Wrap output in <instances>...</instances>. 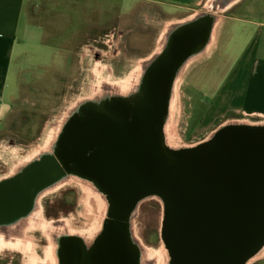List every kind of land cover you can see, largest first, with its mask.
Listing matches in <instances>:
<instances>
[{
	"label": "rangeland",
	"instance_id": "obj_1",
	"mask_svg": "<svg viewBox=\"0 0 264 264\" xmlns=\"http://www.w3.org/2000/svg\"><path fill=\"white\" fill-rule=\"evenodd\" d=\"M209 1L182 13L174 8L159 10L156 12L159 14L158 20H153L152 14L146 19L129 20L140 12L141 5L134 0H93L91 15L94 17L117 16V9L112 5L119 2L123 4L125 14L118 16L124 20H92L91 25L77 24L70 34L62 35L63 47L76 45L79 55L72 59L74 66H69V72L60 73V80L52 85L36 83L31 90L33 96L27 102L13 105L14 113L8 115L4 128L0 119V132L3 128L0 133V176L17 177L35 165L47 164L50 166L48 171L52 169L53 172L48 173L44 180V184H47L41 193L48 194L42 199L60 198L62 205L55 216H46L41 206L39 216L37 206H30L20 221L2 227L0 234L14 250L0 252V264L84 263L91 244L101 236L108 223L111 207L110 201L97 186L77 172L76 158L69 145L71 133L84 120L97 117L96 110L102 97H94L93 94H96L99 86L106 80L130 82L132 73L140 69V63L155 51L170 24L184 25V21L194 20L195 17L199 20L221 17L223 25L228 17L244 16L245 0H240L224 12L220 10L230 0H213L211 7L207 6ZM96 2L108 4V14L97 8ZM131 28L135 32H128ZM104 33L114 35L113 41L109 42L111 52L106 54L107 57L98 56L97 47L91 42ZM210 34L209 25L203 46L189 57L202 52ZM236 42H227L228 49L233 50L235 46L232 45ZM49 43L54 45L56 42L50 40ZM57 56V60L63 64L64 58L60 54ZM208 57L195 61L182 76L177 88L176 101L167 123L177 151L192 149L235 126L264 125L263 120L244 115L211 116V101L206 96L207 92L202 91L203 83L199 78L202 70L198 68ZM103 58L109 62L101 61ZM117 65L118 70L123 71L121 76L116 75ZM144 81L146 83V77ZM135 82L138 83L137 76ZM107 100L111 106L121 105L120 99L108 96ZM97 195L104 199H99ZM167 217L165 201L151 199L139 206L130 221L135 248L134 264H174L165 239ZM253 264H264V256Z\"/></svg>",
	"mask_w": 264,
	"mask_h": 264
},
{
	"label": "water",
	"instance_id": "obj_2",
	"mask_svg": "<svg viewBox=\"0 0 264 264\" xmlns=\"http://www.w3.org/2000/svg\"><path fill=\"white\" fill-rule=\"evenodd\" d=\"M159 96L140 114L138 190L135 199L122 202L123 209L162 192L168 202L165 239L174 264H243L264 239V133L232 131L216 142L172 153L161 132L166 87Z\"/></svg>",
	"mask_w": 264,
	"mask_h": 264
},
{
	"label": "crops",
	"instance_id": "obj_3",
	"mask_svg": "<svg viewBox=\"0 0 264 264\" xmlns=\"http://www.w3.org/2000/svg\"><path fill=\"white\" fill-rule=\"evenodd\" d=\"M134 2L141 7L133 20L146 19L150 14L153 20H158L156 12L159 10L174 8L182 13L207 0ZM93 4V0H0V119L3 128L8 115L14 113L13 105L27 102L33 96L31 90L36 83L52 85L60 80V73L69 72V66H74L76 45L63 47V34H70L77 24L119 20L118 15L125 14L123 4L116 2L112 8L117 9V16L94 17L91 15ZM95 5L108 14V4L96 2ZM235 38L238 43L242 42L238 44ZM50 40L56 43L50 45ZM216 40L211 54L198 67L202 70L199 77L202 91L207 92L211 101V116L236 114L264 121V0H245L244 16L228 17ZM230 40L238 44L232 45L237 46L233 50L228 49ZM58 54L64 58L63 64L57 60Z\"/></svg>",
	"mask_w": 264,
	"mask_h": 264
},
{
	"label": "flooded vegetation",
	"instance_id": "obj_4",
	"mask_svg": "<svg viewBox=\"0 0 264 264\" xmlns=\"http://www.w3.org/2000/svg\"><path fill=\"white\" fill-rule=\"evenodd\" d=\"M207 6L209 7V4ZM194 21H184V25L180 26L170 24L159 39L155 51L140 63L141 70L146 66L144 64L146 61L151 67L146 77V83L152 86V93L148 98L149 105L160 97V93L169 82L173 81L178 88L182 76L190 66L195 61L206 58V53L202 52L189 57L203 46L205 32L209 26L207 18ZM128 32H135L134 28ZM113 39V34L104 33L98 39L90 40L97 47L98 56H106L111 52V46L110 48L108 46ZM77 52L74 51L75 56L79 55ZM101 61L109 62L107 58ZM118 69L119 67L116 68V75L121 76L123 71ZM121 81L123 80L114 83ZM111 82L113 81L106 80L103 83ZM118 107L121 105L113 106L106 120L98 121L97 117L84 120V123L76 125L70 136L69 145L76 158L77 172L97 186L110 201L111 207L108 223L101 236L91 244L83 264H134L135 248L130 234V223L127 222L128 211L125 212L122 202L135 199L138 190L135 186L134 170L138 165L135 160L136 153L141 148L135 143L138 141L139 132L136 127L141 116L140 114L136 116L133 126H123L125 113L120 112ZM131 137L133 145L129 144ZM125 141L127 144H124ZM49 168L47 164H38L17 177L0 176V230L13 224V219L25 216L30 206H36V197L47 184H44V180L48 173L53 172L52 169L49 172ZM61 201L60 198L47 201L42 199L40 206L44 208L46 216H55L62 205ZM2 239L4 240V237L0 234V249L8 247L9 244Z\"/></svg>",
	"mask_w": 264,
	"mask_h": 264
},
{
	"label": "bare ground",
	"instance_id": "obj_5",
	"mask_svg": "<svg viewBox=\"0 0 264 264\" xmlns=\"http://www.w3.org/2000/svg\"><path fill=\"white\" fill-rule=\"evenodd\" d=\"M239 1L240 0H230L228 2V4L220 10V12L228 11L234 5L238 4ZM212 4H213V0H210L209 7H211ZM194 20H195L194 22H196L199 19L195 17ZM200 20H202V19H200ZM208 22H209V25L211 28L210 39H209L206 47L202 50V54L206 53L205 54L206 57H208L211 54V52H212V50L216 44L217 34H218V31L222 25V18L216 17L213 20L212 19L208 20ZM144 64H146V66L143 67L142 70L140 69L139 71H136V73H133L131 75V78H130L131 81L130 82L121 81L118 83H114V82L106 83V84L102 83V85L99 86L98 90L96 91V94L95 93L93 94L94 97L97 95L102 97V99H101L102 101L96 110V115H97L98 121L106 120V118L109 116L108 114L110 113V111H112L113 106H111V104H109V102L107 100V97L109 96L112 99H120L121 100L119 103L121 104L122 107H119V110H120V112L125 113L124 120H123L124 122L122 123V125L123 126H133L134 122L136 121V116L138 114H141V112L144 110V108H146L148 106V102H149L148 98L152 93V86L148 83H145V81H144L145 77H147L146 76L147 69L150 66H149V63L147 61ZM147 75H148V73H147ZM135 76H137L138 83L137 82L134 83ZM117 81H119V80H117ZM103 88H108V89H110V91L107 92ZM176 93H177V88H176L175 83H173V81L169 82L167 87H166L165 108H164V116H163L162 125H161V132H162L165 147L172 153H175V154L183 153V152L191 151V150L198 148L202 145L216 142V141L224 138L226 135H228L232 131L248 130V131H256V132L264 133V125H261V126L243 125V127L242 126H239V127L235 126L234 128L228 129L224 132L223 131L219 132L217 134V136H215L214 138H212V139L208 140L207 142H204V143H202V144H200V145H198L192 149H189V150H186L183 152L177 151L174 144L172 143L171 136H170V133L168 131L169 130L168 125H167V123L169 122V117H170L171 112H172V107L176 101ZM92 99H93V97H92ZM47 194L48 193H43V194L40 193L36 197L35 205L38 208L37 209V215H39V216L42 213V211L39 208L40 207V201ZM97 197L101 200L104 199L100 195H97ZM151 199H158L162 202L165 201L166 204L168 203L165 194L162 192H155V193L148 194V195L144 196L143 198L139 199L136 203H134L131 206V208H129L127 222L130 223V221L133 218V215L136 214L139 206L142 203L146 202L147 200H151ZM61 203H62V201H61ZM167 207H168V204H167ZM20 220H21V217L15 218L12 220V223L13 222L16 223ZM143 239H145V238H143ZM3 241H5V240H3ZM7 243H9L8 247L1 248L0 252H3L4 250H14V247L10 244V242H7ZM263 256H264V239L261 240L260 243L254 248L252 253L246 258V260L244 261L243 264H253L255 261L259 260Z\"/></svg>",
	"mask_w": 264,
	"mask_h": 264
},
{
	"label": "trees",
	"instance_id": "obj_6",
	"mask_svg": "<svg viewBox=\"0 0 264 264\" xmlns=\"http://www.w3.org/2000/svg\"><path fill=\"white\" fill-rule=\"evenodd\" d=\"M210 2V1H209ZM209 2L207 3V5L209 4ZM174 211H175V208H174ZM174 213L175 212H173V208H172V212H171V215H170V223L168 222V229H169V226H170V228H171V225H172V222H173V216H174Z\"/></svg>",
	"mask_w": 264,
	"mask_h": 264
}]
</instances>
